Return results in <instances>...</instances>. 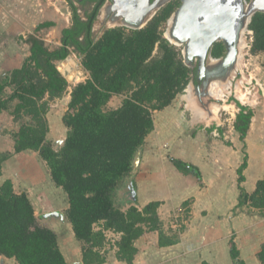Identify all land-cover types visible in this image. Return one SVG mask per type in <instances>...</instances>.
<instances>
[{
	"label": "trees",
	"instance_id": "trees-1",
	"mask_svg": "<svg viewBox=\"0 0 264 264\" xmlns=\"http://www.w3.org/2000/svg\"><path fill=\"white\" fill-rule=\"evenodd\" d=\"M66 1L71 23L61 28L57 47H46L33 33L24 39L18 37L29 45V55L20 67L0 76V114L7 112L18 124L17 131L11 133L12 153L26 149L37 152L52 183L65 193L64 216L79 244L81 263L104 264V231L110 230L119 234L116 259L132 264L137 253L134 242L145 232L156 231L159 246L178 241V233L168 234L161 226L157 214L160 201H149L141 207L132 201L123 209L116 200L117 190L131 175L136 153L154 129L152 112L170 105L184 90L189 68L175 46L162 37L161 25L169 14L164 8L140 28L110 27L94 39L92 27L103 0H95L94 7L83 14L76 0ZM53 25V21H44L35 31ZM248 28L252 31L250 51L264 52V11L251 16ZM155 47L159 53L153 56ZM71 51L81 56V67L88 75L71 88L67 110L61 117L66 135L56 148L47 137V101L62 96L69 85L56 62ZM262 66L264 69V61ZM7 87L10 93L5 94ZM112 95L124 97L118 107L105 109ZM236 104L239 110L233 128L244 142L253 113L238 101ZM25 116L28 121L19 122ZM243 153L237 169L239 195L233 212L262 214L264 176L253 192L244 190L241 182L247 153ZM7 156L0 157V174L1 162ZM171 163L183 172L191 168L179 159L171 158ZM190 202L187 199L181 203L185 219ZM96 224H101L98 229L94 228ZM184 228L180 227L179 232ZM228 245L233 264H245L233 237ZM0 255L14 258L18 264H69L59 248L56 232L38 223L26 192H15L10 180L0 185ZM257 257L264 264V243Z\"/></svg>",
	"mask_w": 264,
	"mask_h": 264
},
{
	"label": "crops",
	"instance_id": "crops-1",
	"mask_svg": "<svg viewBox=\"0 0 264 264\" xmlns=\"http://www.w3.org/2000/svg\"><path fill=\"white\" fill-rule=\"evenodd\" d=\"M33 6L34 0H0V76L7 70L20 67L29 55L28 44L24 54L19 56L18 52H13L14 45L10 43L8 46L7 43L17 40L19 36L26 38L24 32H30V27L35 29L41 22L52 21L35 22ZM3 36L8 38L7 42ZM67 94L69 96V92ZM172 109L169 106L159 111V122L154 119V129L139 149L136 167H133L131 175L126 179L122 193L125 198L131 195L128 199L135 201L138 206L153 200L160 201L158 212L163 230L168 234L178 231V241L172 245L159 246L157 232H145L134 242L137 253L132 264H233L228 245L231 237L245 264H261L257 252L264 243V209L260 215L255 211L250 214L244 211L234 213L233 209L239 195L237 169L243 160L242 147L247 153V165L242 171L244 180L241 182L244 190L247 193L253 192L256 182L264 176V126L255 123L256 116H252L244 142L239 140L235 131V138L228 144H217L215 147L209 141L210 146L207 147L203 142L206 138L202 139L200 133L188 134L183 126L182 115L175 120L176 115ZM17 129V123L12 122L11 116L3 111L0 114V157L8 156L1 162L0 185L4 180H10L15 192H26L34 211L30 195L32 191L37 194L40 202L46 203L44 208L50 205L53 208L58 191L53 188L45 162L37 152L30 149L12 153L11 133ZM157 129L161 132H156ZM168 131L171 134H166ZM163 135H167L165 139L171 138L173 142L182 144L179 151H176L181 156L176 157L167 151L165 142L158 143V138L162 139ZM189 149L194 153V160L188 159ZM33 157L35 161H29ZM171 158L190 164L191 168L186 167L188 170L183 172L170 162ZM39 173L44 179H38ZM43 180L50 184L46 190L41 189ZM187 199L192 201L190 214L186 227L179 232L175 224L171 225L167 221V216ZM131 202L128 200L125 203L129 205ZM59 209H47L44 212L46 219L52 221L58 214H63L64 206L62 213H59ZM70 234L73 236L72 232ZM60 239L57 234V242L65 260L69 264H82L79 246L73 243L69 251H63L61 244L64 241ZM0 264L18 263L14 258L0 255ZM104 264L127 263L107 260Z\"/></svg>",
	"mask_w": 264,
	"mask_h": 264
},
{
	"label": "rangeland",
	"instance_id": "rangeland-1",
	"mask_svg": "<svg viewBox=\"0 0 264 264\" xmlns=\"http://www.w3.org/2000/svg\"><path fill=\"white\" fill-rule=\"evenodd\" d=\"M37 1L39 0H34V6H33L35 22L44 21V20H52L55 22V25L52 27L44 28L42 30H38V31H35L34 28L30 27L29 28L30 32H24V37H27L29 33H33L36 36H38L40 39H42L46 47L50 49L55 48L60 44V29L64 26H68L71 23L70 7L66 0H40L39 1L40 3H37ZM79 11L80 13L82 12V10H79ZM159 11L160 10H158L157 13ZM115 26H120V25L111 24L109 22L100 23V20L98 18L97 20H95L93 27H92L93 38L97 39L102 34L103 30H105L106 28L115 27ZM168 27L169 25L167 24V21H164L161 25L162 37H164L165 39H167L165 34L167 32ZM3 38H4V41L6 42L8 41V38L6 36H3ZM251 41H252V33H247L246 31L244 33V37L242 41V44L244 45L243 47L240 48V52H239L240 57H239L238 66L243 72V75L245 78L244 80H247V81L251 80V83L250 85L245 84V87L237 92V96L238 98L241 97V100L243 101L241 102V100L240 101L238 100L240 104L245 105L252 110L253 116H256L255 123H259L262 126H264V69L262 66V63L264 61V52H258L256 54L252 53L250 51ZM10 43L14 45L13 52H18L19 56H21V54H24L26 47H27V43H25L23 39L18 38L17 40L10 41L9 43H7V45L9 46ZM174 46L178 50L179 56L183 59L182 46H179V45H174ZM158 53H159V49L158 47H155L153 51V56L158 55ZM68 56L71 57L70 63L72 64L71 71L65 74V77L68 80L69 87H67L66 91L59 98H54V99H50L47 101L48 110L46 112V118H47V123L49 127V131H48L49 136L47 134V137H48V140L51 141L54 147L56 148L62 144L65 138V135H66V128L62 124L61 117L67 110V103L70 99V95L68 96L67 93L69 92L70 94L72 86L76 84L77 82L84 80L88 75L87 72L81 67V63H80L81 56L76 51H71ZM66 59L56 62L58 69L60 70L62 75H63L62 71L66 67V64H65ZM255 81H257L258 84H256ZM250 86H254V89H252V87ZM185 89L186 90L188 89L187 85L185 86L182 92L178 93L175 96L171 104L166 107L172 106L173 108L172 110L175 113L174 115H176V118H174L175 120L177 119V117H179V115H182L183 126L186 127V132L188 134L195 135L197 133H200L202 135L201 136L202 139L204 137L206 138L205 141L203 139V142L204 144L208 145L207 147L210 146L209 141L214 143L215 147H217V144L218 145H221L224 143L228 144L231 139L235 138L234 135L236 134V132L233 128V123L235 119V114L238 112V107L235 102L236 99L233 100L229 98V96L226 95L227 93L224 90H221L219 96L215 95L216 98L220 99L221 102L216 103L219 105H218V109L215 111V117H214V115L212 116V114L210 113L208 114V110H206L207 108L206 105H203V104L201 105L197 101V99L194 98V95H192V91H185ZM249 90L253 92L251 95H249V93L247 92ZM5 92H6L5 94L10 93V88L7 87L5 89ZM186 94L189 95L190 100H191L190 102L187 99L185 100V98H183ZM123 97H124L123 95H112L104 108L113 109V108L118 107L121 104ZM12 105H13V102H12ZM159 111L161 110H155L152 112L153 123H154V119H156V121L159 122L158 120ZM27 121H28V117L26 116L19 120V122H27ZM209 128L211 130H208ZM159 131L160 130L158 129L156 130V132L158 133ZM166 134H171V131H168ZM165 137H167V135L165 136L163 135L162 139L158 138V143L162 142L163 144L165 142L164 144H165L167 151H169L171 154L175 155L176 157L181 156V154L176 153V151H179V149L182 147V144L181 143L178 144L179 142L176 143L175 141L173 142L171 138L165 139ZM178 145L180 146L179 148H178ZM214 145L212 144V146ZM165 147H163V149ZM244 149L245 148L243 147L240 149L241 158L243 157V152H245ZM188 154H189L188 159L194 160V153H192L191 149H189ZM30 160L31 162H33L35 161V158L29 159V161ZM42 177L43 176L39 173L38 179H41V180L44 179ZM44 181L45 180H43L42 182L41 189L46 190V188H48L50 184L46 181L45 183ZM125 182L117 190L118 198L116 200V204L120 205L123 209L126 208L128 205V204L126 205L125 202H127L128 200L129 202H131V200L128 199L129 196L131 195L128 194L125 198L124 194L122 193L123 187H125L126 185ZM55 187L56 186H54L53 184V188L58 191V195H55V200H54L55 206L54 207L56 209L60 208L59 210L61 211H59V213H62L63 206H64V209L67 206L66 196L60 187H57V189ZM31 189L34 190V188H31ZM32 192L33 193L30 195H32L31 200L33 201L34 206H35V212L37 214L36 218H37L38 223L40 225L47 226L53 229V231L57 232L58 236H60L61 238L60 240L64 241L61 244V248L63 249V251H66V250L69 251L73 243H75L76 246H79L74 236H71L70 234L72 232L71 226L67 222L66 217L64 216V212L63 214H58L56 218L52 219V221L49 218L46 219V215H44V212L47 211V209L51 210L54 207L52 208L50 205L48 208L47 207L44 208L46 206V203H44L43 201L40 202L39 198L36 196L37 194H34V191ZM173 212L172 213L170 212V214H168L167 221H169L171 225L175 224V227L177 229H180V227L182 226L186 227L188 219H185L184 208L181 206V204ZM255 212H258V211H255ZM157 214L160 219V214L158 212V209H157ZM160 222L161 224L163 223L161 219H160ZM100 225L101 224H96L94 228L98 229ZM161 226L163 228V224ZM104 233L106 237L105 244L103 247V250L105 251V255H106L105 262H107V260L109 262H112L114 260H117L115 256V251H116L115 244H116V241L119 239V234L113 231H110V230H106L104 231ZM75 248H76L75 249L76 252L74 254V257H75L74 259L77 258L76 256L77 247ZM120 262H123V261H120Z\"/></svg>",
	"mask_w": 264,
	"mask_h": 264
},
{
	"label": "flooded vegetation",
	"instance_id": "flooded-vegetation-1",
	"mask_svg": "<svg viewBox=\"0 0 264 264\" xmlns=\"http://www.w3.org/2000/svg\"><path fill=\"white\" fill-rule=\"evenodd\" d=\"M82 1L84 0L75 1L78 11L82 10L81 14H83L84 10H91L96 3L95 0H86L85 3H82ZM149 2L154 4V0H149ZM112 4V0H103L98 8L95 20L99 18L100 23L109 22L125 27L128 30L136 29L125 25L123 18L117 16V13L113 10ZM180 5L181 0H167L158 8L154 7L150 12H141L137 17V23L140 22L142 24L141 26H144L158 10L164 8L166 11H169L165 21L170 25ZM141 15H143L142 18H140ZM231 17L228 23L222 28L216 27V30L220 31L221 35L210 44L202 61L199 55L193 52L185 64L189 68L187 87H191L192 95H194V98L201 105H206V110H210V106L213 104L221 102L213 94L215 88L220 90V92L224 90L229 98L240 101L241 99L238 98L237 92L244 88L245 84L250 85L251 83V80H244L243 72L238 66L240 45L242 44L244 33L247 31L248 26L243 29V23L240 18L235 17V12L231 13ZM255 83L258 84L257 81ZM250 87L254 89V86ZM247 92L249 95L253 93L251 90ZM241 102L243 101L241 100Z\"/></svg>",
	"mask_w": 264,
	"mask_h": 264
},
{
	"label": "water",
	"instance_id": "water-1",
	"mask_svg": "<svg viewBox=\"0 0 264 264\" xmlns=\"http://www.w3.org/2000/svg\"><path fill=\"white\" fill-rule=\"evenodd\" d=\"M165 1L167 0H154V4H151L149 0H112V8L117 16L123 18L125 25L140 28L142 24L137 23L138 15L143 11L150 12L154 7L158 8ZM232 11L236 18L241 19L245 29L256 11H264V0H181V5L167 28L170 38H166L173 45H182L185 64L193 52L202 61L210 44L221 35L216 27L226 25L232 18ZM66 58V61H71L70 56ZM62 72L65 76L66 71ZM138 155L139 152L133 160L134 169Z\"/></svg>",
	"mask_w": 264,
	"mask_h": 264
},
{
	"label": "bare ground",
	"instance_id": "bare-ground-1",
	"mask_svg": "<svg viewBox=\"0 0 264 264\" xmlns=\"http://www.w3.org/2000/svg\"><path fill=\"white\" fill-rule=\"evenodd\" d=\"M168 31V30H167ZM166 37H169V34H168V32H166ZM170 38V37H169ZM240 44H241V42H240ZM244 44H241L240 45V48L243 46ZM180 46V45H179ZM216 89V88H215ZM186 91H191V87H188V89L186 90ZM213 91V90H212ZM213 94L214 95H216V96H219L220 95V90H218V89H216V90H214L213 91ZM192 97V96H191ZM183 98H185V100L187 99L189 102L191 101L190 100V97H189V95H185ZM240 99H241V97H240ZM218 109V105L216 106V104H214V105H212V106H210V110L208 109V114L210 113V114H212V116L214 115V117H215V111ZM198 111V110H197ZM198 115H199V113H198Z\"/></svg>",
	"mask_w": 264,
	"mask_h": 264
},
{
	"label": "built area",
	"instance_id": "built-area-1",
	"mask_svg": "<svg viewBox=\"0 0 264 264\" xmlns=\"http://www.w3.org/2000/svg\"><path fill=\"white\" fill-rule=\"evenodd\" d=\"M247 33H252V31L250 29H248V27H247ZM65 64H66V67H65V69L63 71H66V73H67V71L69 70V68L70 69L72 68V64L70 63V61H66ZM67 82H68V80H67Z\"/></svg>",
	"mask_w": 264,
	"mask_h": 264
}]
</instances>
